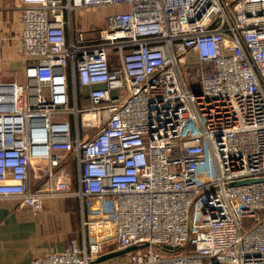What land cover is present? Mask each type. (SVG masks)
<instances>
[{
  "label": "built area",
  "instance_id": "1",
  "mask_svg": "<svg viewBox=\"0 0 264 264\" xmlns=\"http://www.w3.org/2000/svg\"><path fill=\"white\" fill-rule=\"evenodd\" d=\"M105 5L120 10L95 37L73 24ZM17 10L15 37L0 24V199L82 214L81 238L31 264H264V0Z\"/></svg>",
  "mask_w": 264,
  "mask_h": 264
},
{
  "label": "crops",
  "instance_id": "2",
  "mask_svg": "<svg viewBox=\"0 0 264 264\" xmlns=\"http://www.w3.org/2000/svg\"><path fill=\"white\" fill-rule=\"evenodd\" d=\"M18 3L19 0H0L3 6L0 24L6 38L15 37L20 31ZM85 30L89 38L95 37V30ZM13 45L7 41L5 48ZM14 50L8 53L4 49L5 72L10 78L17 76L13 73L15 69H23L22 60ZM81 104L83 107L90 105L87 99ZM43 206L41 211L34 213L17 200L0 199V264H31L34 258L61 251L69 240L81 238L82 214L77 198L49 199Z\"/></svg>",
  "mask_w": 264,
  "mask_h": 264
},
{
  "label": "rangeland",
  "instance_id": "3",
  "mask_svg": "<svg viewBox=\"0 0 264 264\" xmlns=\"http://www.w3.org/2000/svg\"><path fill=\"white\" fill-rule=\"evenodd\" d=\"M118 10H120L119 7L107 6V5L101 6V7L79 10V11H76L73 15V24L76 25V27L78 28H84V29L89 28V31L98 30V28L105 25V20L107 16ZM2 31H3V28H2ZM13 48L15 49L14 50L15 53L18 55L20 53L19 52L20 49L17 48L15 45L11 47H6L5 50L8 51L9 53V51L12 52ZM13 73L17 74V77L22 80L23 75H22L20 68H18L17 71L15 69Z\"/></svg>",
  "mask_w": 264,
  "mask_h": 264
},
{
  "label": "water",
  "instance_id": "4",
  "mask_svg": "<svg viewBox=\"0 0 264 264\" xmlns=\"http://www.w3.org/2000/svg\"><path fill=\"white\" fill-rule=\"evenodd\" d=\"M104 258L99 259L98 261H102Z\"/></svg>",
  "mask_w": 264,
  "mask_h": 264
}]
</instances>
